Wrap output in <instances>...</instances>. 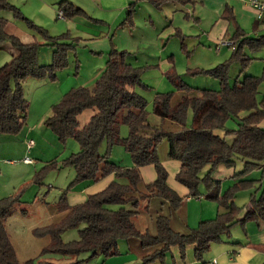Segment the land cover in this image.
I'll list each match as a JSON object with an SVG mask.
<instances>
[{
  "label": "trees",
  "instance_id": "16d2710c",
  "mask_svg": "<svg viewBox=\"0 0 264 264\" xmlns=\"http://www.w3.org/2000/svg\"><path fill=\"white\" fill-rule=\"evenodd\" d=\"M132 1L123 23L129 27L133 26L130 21L137 1H147L156 9L167 3L187 6L197 2ZM2 10H9L15 18L26 21L45 38L46 45L55 47L50 64L39 65L37 56L44 44L21 42L7 31V21L0 17V49L9 43L14 51L11 60L0 67V134L13 135L24 126L27 115L23 83L28 78L55 81L57 72L68 64L69 47L59 43L65 36L60 39L50 37L45 30L26 20L9 0H0ZM59 10L64 18L82 12L66 1L60 2ZM231 41L234 45L228 60L208 70L187 71L190 75H207L217 80L219 89L216 91L187 86L176 73L171 57H168L172 66L166 77L177 92L184 95L174 104V93L155 94L151 114L162 122L176 125L178 129L175 131L149 123L148 103L135 91L136 87H147L140 79L143 69L127 61V52H119L113 47L108 52L104 70L91 88L71 89L58 104L52 106L50 116L44 121L45 126L63 142L68 138L77 141L80 151L65 160L74 169L75 176L55 204L57 212H65L64 217L56 224L36 228L32 232L37 238H49V244L41 254L78 257L89 253V258L102 256L106 259L119 254L120 241L136 239L143 248L160 246V249L143 258V264L162 261L172 247H178L183 257L186 246L191 244L195 245V258L201 260L212 244L229 235L234 225H244L251 220H258L264 225V184L255 187L259 180L243 178L264 163V128L260 126L264 122V93L260 99L257 97L259 87L264 83V68L260 76L246 75L240 82L229 84L230 66L238 63L245 71L253 60L251 55L264 47V37L254 39L236 32ZM87 111L91 114L80 126L78 118ZM189 112L192 114L191 123L187 124ZM229 121L235 123L234 128L229 129ZM120 125L128 129L125 138H120ZM216 131H223V136ZM163 141L169 145V157L180 163L176 181L188 190L190 197L204 198L217 205L216 218L200 222L188 234L173 231L169 218L163 215L155 217L154 236L138 230L134 222L140 210L148 208L151 198L167 202L172 211L178 209L183 201L166 184L167 172L157 152ZM102 143H105L106 150L100 154ZM118 144L130 155L131 167L123 168L109 161L112 147ZM238 163H241L242 171L234 174L233 184L221 193L220 182L212 179V174L220 165L234 168ZM145 166L154 168L156 179L144 185L139 170ZM110 175H113V180L104 190L88 196L81 204L68 205L67 194L77 185L97 183ZM252 188L255 191L249 197L250 207L238 218L243 209L235 204L236 196ZM19 197L15 195L0 200V264H19L4 227V220L20 206ZM113 206L117 208L112 209ZM80 225L84 226L78 229L77 240H62L65 230L77 229ZM262 250L264 252V245Z\"/></svg>",
  "mask_w": 264,
  "mask_h": 264
},
{
  "label": "rangeland",
  "instance_id": "374dc122",
  "mask_svg": "<svg viewBox=\"0 0 264 264\" xmlns=\"http://www.w3.org/2000/svg\"><path fill=\"white\" fill-rule=\"evenodd\" d=\"M61 1L63 0H9V3L16 7L26 20L45 30L50 37L60 39L65 36L63 40H59V43L69 47L68 64L57 72L55 81L46 78L25 80L22 85L24 98L28 105L25 124L17 134H0V160H11L16 164V168L2 167L0 194L5 198L18 195L22 202L4 220L9 241L13 245L19 264H72L78 260L81 261L80 264H93L96 258L101 259L99 256L89 258V253H82L78 257L41 254L42 249L48 246L49 238H37L32 232L36 228L56 224L62 217V214L55 210V204L75 176L74 169L67 165L65 160L71 154L80 151L77 141L72 138L64 142L59 140L57 135L45 126L44 121L50 116L52 106L58 104L71 89L93 86L105 68L108 52L112 46L119 52H127V61L134 67L143 69L140 79L147 87H136L135 91L146 99L149 111L148 120L154 126L160 127L162 122L151 114L155 94L174 93L172 99L174 104L184 95L182 92H177L166 77L169 69L163 72L162 67L156 66L160 58L170 56L174 69L190 88L214 91L219 89L218 81L214 78L187 73L188 69L191 71L194 69L208 70L209 62L215 61L218 55L216 44L208 43L204 38L199 37L201 35L200 26L196 24V16H191L192 9L189 5L167 3L159 11L146 2H142L136 9L134 20L130 21L133 26L129 27L128 24L123 25L124 21L121 20L89 21V18L83 17L81 13L73 17L59 18L58 8ZM74 3L76 8L82 7L90 14L95 11L90 0H74ZM48 8L54 11L51 15H49ZM82 8L80 10L84 13ZM149 16H151L150 19ZM0 17L7 21V31L17 36L21 42L36 41L44 44L39 49L37 62L39 65L50 64L55 47L46 45L45 38L38 31L31 28L23 19L15 18L13 12L9 10L0 11ZM104 39L111 43L108 50H103L99 45ZM231 50V47H225L223 51H227L229 57ZM8 51H13V49L9 43H6L0 49V67L11 60V54ZM249 74L250 76L261 75V73L259 75L249 73V68L242 71L237 63H233L229 69V84L233 85L235 81L240 82L244 76ZM263 93L264 83L259 87L258 99ZM90 114L91 112L87 111L79 116L80 126L88 120ZM191 116L189 112L187 124L191 123ZM234 125L233 121L228 122L229 129L234 128ZM127 134V127L120 125V138H125ZM26 138L33 140L36 144L29 152H26V156L35 163L27 168L22 166L21 161V153L25 149L24 143L29 141ZM105 150V143H102L99 153L103 154ZM109 161L123 168L131 164L130 155L120 144L112 147ZM240 171L242 168L237 172ZM244 178L260 180L255 183V187L262 186L264 168L250 171ZM254 191V188L241 191L235 201L236 205L241 208L246 207L250 194ZM149 202L146 210H140L136 227L154 236L157 213L167 216L170 208L167 204L162 208L161 202L163 201L159 198H151ZM116 208L112 207V209ZM83 226L65 230L61 237L62 240L64 242L77 240L78 229ZM236 229H241V227L237 226L234 230L231 228L229 235ZM227 236L224 235L223 238ZM158 248L159 246L151 247L152 253Z\"/></svg>",
  "mask_w": 264,
  "mask_h": 264
},
{
  "label": "crops",
  "instance_id": "0c3cea01",
  "mask_svg": "<svg viewBox=\"0 0 264 264\" xmlns=\"http://www.w3.org/2000/svg\"><path fill=\"white\" fill-rule=\"evenodd\" d=\"M90 1L92 3L93 10H95L93 13L90 14L84 8L80 7V9L82 8L86 12H84L85 14L83 12H80L81 15L83 17L89 18V21H124L127 17V11L130 8V4L133 3L132 0ZM257 1L264 3V0ZM66 2L72 4L75 8L77 7L74 3V0H69ZM142 2H146L147 4H149L147 1L135 2L131 21L134 20L133 18L136 9L140 6V4H142ZM149 5L154 8L151 4ZM162 7L160 9H154L160 11ZM189 7L192 9L191 16H196V24L200 26L201 35L199 37H201V39L204 38L208 43H214L217 45L216 52L218 55H216L217 57L215 58V61L213 60L209 62L207 66L209 68L207 69H210V67H214V65H219L230 58L231 55H229L228 57L227 51L223 50L225 49V47H231V51H233V47L222 45V43L232 42L231 39L236 32L242 33V35L254 39L264 37V15L262 17H259L256 9L249 5L248 0H197L196 3H194L193 5H189ZM47 10H49V15L54 12L51 8H48ZM224 11L226 12V14H224ZM150 18L151 16H149V19ZM99 45L103 50H108L110 49L111 43L108 42V40L104 39L103 42ZM218 46L219 48L221 47V49H219ZM8 52L11 54V56L14 53V51ZM251 56L253 57V60L249 63L246 69L249 68V73L259 75V73H261L264 68V47L260 51L253 53ZM168 57L164 59L160 58L158 64L156 65L157 67H162L163 72L167 71L172 66L171 61L170 59H168ZM242 116H244V114H242ZM161 126L167 131H175L178 129L176 125L169 121L161 122ZM260 126L264 128V122H262ZM216 134L223 136L224 132L216 131ZM27 139L28 138H26V140ZM27 142L24 143L25 149L22 150L21 153V161L23 164L22 166H24L25 168H27V166L35 164L33 160L31 164H27L24 162L25 158H28L26 156V152H29L33 147L36 146L35 142L33 141V147L28 150ZM157 152L159 161L167 172L166 184L179 197L183 198V201L178 209L174 211L168 209L170 210V213L167 215V217L169 218V225L171 229L180 234H188L192 229H195L200 222L214 220L218 213L216 203L208 201L204 198L190 197L188 195V190L176 181L175 176L179 172L180 163L169 157V145L167 141H163L159 145ZM129 165L130 166H126V168L131 167L132 162ZM3 166L16 168V164H14V162H12L11 160L2 159L0 160V173ZM241 168V163L236 164L234 168H226L222 165L217 167V169L212 174V179L220 182L221 193H223L229 186L233 184L234 174L239 173L237 171ZM263 168L264 163L263 166L259 169ZM139 172L142 184L144 185L149 184L156 179V172L152 166L142 167L140 168ZM246 175H244V177ZM112 180L113 175H110L105 179L98 181L97 183L86 182L77 185L67 194L68 205L74 206L83 203L88 196L104 190ZM238 194L236 196V199L238 197ZM4 198L5 197L1 196L0 194V200ZM166 204L168 205L167 202H161V207L163 208V206H167ZM249 207V202L246 207H239L243 210L238 215V218H241L244 212ZM61 214L62 217L60 218V220L64 217L65 212H61ZM158 215L159 212L157 213V216ZM137 218H135L134 220L135 225L138 222ZM237 226H240L241 229H236V231H233L231 235H228L226 238L222 237L219 243L212 244L210 246V249L202 256L201 260H197L195 258V245L191 244L186 246L185 254L183 257H181L178 247H172L166 253L162 261L157 260L149 264H211L213 260L216 261V264H263V223L259 222L258 220H251L249 222H246L244 225L236 224L232 227V229L234 230L235 228H237ZM140 231L145 232L144 230ZM150 251L151 248L141 247L140 242L136 239H130L127 241L122 240L118 243L119 254L117 256L106 259L102 256H99V258L101 259L96 258L93 264H143V258L146 255L151 254L152 251Z\"/></svg>",
  "mask_w": 264,
  "mask_h": 264
},
{
  "label": "built area",
  "instance_id": "2783aa9c",
  "mask_svg": "<svg viewBox=\"0 0 264 264\" xmlns=\"http://www.w3.org/2000/svg\"><path fill=\"white\" fill-rule=\"evenodd\" d=\"M248 3L253 8L256 9L259 17H262L264 15V3H261V2H259L257 0H248ZM58 17L59 18H63V14H62L61 11H60ZM222 45L233 46L234 44H233V42H226V43H222ZM32 147H33V141H28L27 142V149L29 150ZM24 162L27 163V164H31L32 160L29 159V158H25ZM211 264H216V261L213 260Z\"/></svg>",
  "mask_w": 264,
  "mask_h": 264
}]
</instances>
